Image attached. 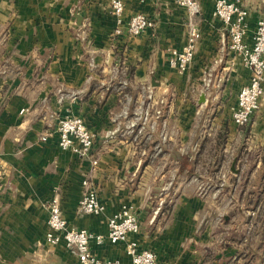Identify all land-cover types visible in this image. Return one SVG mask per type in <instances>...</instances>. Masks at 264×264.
<instances>
[{"label":"crops","instance_id":"1","mask_svg":"<svg viewBox=\"0 0 264 264\" xmlns=\"http://www.w3.org/2000/svg\"><path fill=\"white\" fill-rule=\"evenodd\" d=\"M197 1L189 15L176 0H128L125 21H155L131 36L116 35L110 0H0V264H79L46 239L54 198L70 227L103 235L132 205L141 229L131 237L157 264H264V97L248 124L233 121L251 70L223 46L216 0ZM232 1L249 10L252 45L264 0ZM192 24L200 37L182 73L170 49ZM148 86L164 100L153 126L142 117ZM65 115L95 134L89 156L59 146ZM85 180L99 214L79 208ZM125 246L92 242L99 257L131 264Z\"/></svg>","mask_w":264,"mask_h":264},{"label":"built area","instance_id":"2","mask_svg":"<svg viewBox=\"0 0 264 264\" xmlns=\"http://www.w3.org/2000/svg\"><path fill=\"white\" fill-rule=\"evenodd\" d=\"M128 0H110V12L116 19V35L124 32L131 36L138 35L155 26V21L144 13H136L124 19L126 2ZM180 6L187 8L189 15L200 11L197 0H176ZM214 15L225 23L224 44L226 51L240 58L243 64L251 70V77L238 93L237 104L233 109V121L244 126L261 108L264 97V16L261 17L253 35V44L245 41L248 31L249 10L237 1L216 0ZM200 31L194 24L190 25L187 42L181 48H171L169 64L180 72H185L194 59ZM147 106L143 113V122L151 121L152 126L163 114V99H157L151 86L146 87ZM59 146L71 149L82 156H89L95 146V134L87 127L82 117L65 115L58 121ZM162 150L157 148V153ZM97 164V159H93ZM84 192L79 203L83 213L99 214L105 206L100 201L97 191L88 180L84 181ZM49 230L46 239L52 244L63 241L65 245L78 256L79 264H122L118 259H104L96 255L92 242L103 243L106 239L111 243L124 242L131 264H157V255L150 249L140 247L137 240L131 236L141 229L139 218L132 205H124L108 219L106 235L93 233L85 228L70 227L64 218L58 198L49 202Z\"/></svg>","mask_w":264,"mask_h":264},{"label":"rangeland","instance_id":"3","mask_svg":"<svg viewBox=\"0 0 264 264\" xmlns=\"http://www.w3.org/2000/svg\"><path fill=\"white\" fill-rule=\"evenodd\" d=\"M260 193H262L259 197H264V194H263V192H261L260 191ZM254 195H252L251 197H253ZM255 198H257V195L256 196H254ZM249 210H250V212H252V211H256L257 209H256V207H249L248 208ZM256 209V210H255ZM262 209H264V206H260L259 207V210H260V213H262ZM264 212V211H263ZM259 213V212H258Z\"/></svg>","mask_w":264,"mask_h":264},{"label":"water","instance_id":"4","mask_svg":"<svg viewBox=\"0 0 264 264\" xmlns=\"http://www.w3.org/2000/svg\"><path fill=\"white\" fill-rule=\"evenodd\" d=\"M202 101L204 100V98L201 99ZM235 164V163H234Z\"/></svg>","mask_w":264,"mask_h":264}]
</instances>
